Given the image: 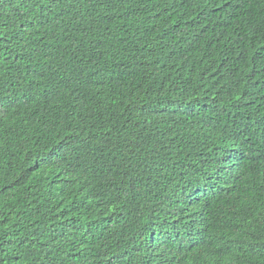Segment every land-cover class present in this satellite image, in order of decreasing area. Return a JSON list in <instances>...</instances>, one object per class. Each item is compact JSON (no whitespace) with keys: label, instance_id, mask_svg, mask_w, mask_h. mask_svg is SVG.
<instances>
[{"label":"trees","instance_id":"trees-1","mask_svg":"<svg viewBox=\"0 0 264 264\" xmlns=\"http://www.w3.org/2000/svg\"><path fill=\"white\" fill-rule=\"evenodd\" d=\"M0 264H264V0H0Z\"/></svg>","mask_w":264,"mask_h":264}]
</instances>
